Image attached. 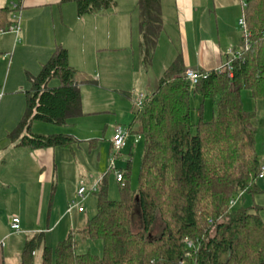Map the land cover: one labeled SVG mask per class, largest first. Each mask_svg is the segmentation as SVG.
<instances>
[{"label":"trees","instance_id":"16d2710c","mask_svg":"<svg viewBox=\"0 0 264 264\" xmlns=\"http://www.w3.org/2000/svg\"><path fill=\"white\" fill-rule=\"evenodd\" d=\"M62 1L73 2L78 16L115 7L113 0ZM245 2L242 16L249 35L242 36L231 77L211 70L191 87L178 57L134 112L128 130L144 141L138 187L129 186L128 164L118 183L120 199L110 200L104 175L94 194L95 213L81 231L82 239L102 243V254L80 253L73 232L53 248L37 234L26 242L19 264H35L36 251L39 264H264V222L259 208L245 207L243 201L245 194L258 190L261 155L255 114L243 108L241 99L243 90L254 101L264 99V0ZM18 9H0V29L16 24ZM136 10L140 58L148 68L163 29L160 0H136ZM75 75L67 51L55 46L39 73L27 76L31 86L25 92V112L8 137L25 132L20 143L31 149L73 144L69 135H35L30 126L33 121L62 126L82 115ZM195 94L211 101L210 120L202 118V105L192 120ZM240 193L237 204L242 205L229 208ZM135 213L137 231L132 228ZM186 237L194 246L189 258Z\"/></svg>","mask_w":264,"mask_h":264},{"label":"crops","instance_id":"0c3cea01","mask_svg":"<svg viewBox=\"0 0 264 264\" xmlns=\"http://www.w3.org/2000/svg\"><path fill=\"white\" fill-rule=\"evenodd\" d=\"M113 1L115 7L102 13L78 16L73 2L20 0L18 3L17 0H12L11 3L10 0H0V9L9 5L16 9L17 5L19 9L13 16L15 18L17 14L22 13L23 26L21 28L18 22L17 32L11 30L16 24L5 30L0 29L4 31L0 34V83L2 67L6 66L8 58V65H11L9 69L19 60L23 65L26 64L25 68L30 70L32 76H36L42 64L50 58L55 46L59 44L67 51L69 65L76 71L74 81L80 91L82 115L74 119H79L99 112H109L117 104L115 100L122 96L120 92L124 90H132L123 97L135 107L140 96H146L140 92L141 87L145 91L155 84L157 87L159 78L178 57L184 70L206 72L226 63L228 50L240 46L242 31L237 22L243 15L245 0H160L163 29L152 62L146 68L140 58L136 0ZM134 11L136 15L133 18ZM131 25L137 34L133 35L136 48H131L130 56L133 60L136 54H139V59L134 64H131V60L126 64L130 71L129 82H121V87L125 89L120 91L117 86L120 75H113L109 71L113 62L107 59L114 55L112 51L121 50L119 47L116 49V44L131 45ZM130 56L128 55L129 58ZM100 60L107 74L100 73ZM9 75L5 81L6 91L14 94L19 89L13 81L9 82ZM52 83L51 85L55 86ZM1 97L0 95V126H8L3 131L5 137L0 136V264H19L20 255L29 239L42 234L44 244L53 248L74 231V226L81 224V215L86 213L84 203L95 195L90 194L86 198L83 212L76 209L67 212V207L76 200V191L81 182L87 188L95 183H98L99 187L101 181H98L104 175L97 180L92 176L90 179L87 177V181L80 177L83 165L74 148H78L82 142H87L90 150L91 145L95 146L94 143L97 142L79 139L72 132L56 133L58 130L50 128L46 131L38 129L33 133L31 126L38 122L33 121L30 126L32 134H64L74 139L70 146L39 149L21 145L25 132L14 139L8 137V133L18 126L25 111L22 105L13 103L12 97L7 94ZM133 117L134 112L128 120L129 123L126 121L123 126L111 127L108 159L115 127H127L128 130ZM104 129L106 130V126ZM137 136L139 135L129 132L116 164L123 159L126 160L127 166H130L133 149L141 139L135 142ZM259 151L262 157L264 143ZM89 156L90 151L88 159L84 162L86 165L91 161ZM106 164L108 166V160ZM259 181L261 180H258L257 185ZM8 198L15 200L13 211L12 208H5L10 203ZM13 217H17L20 222L18 233H12L9 229V221ZM86 221L83 222V228ZM39 254L40 252L36 251L34 256Z\"/></svg>","mask_w":264,"mask_h":264},{"label":"rangeland","instance_id":"374dc122","mask_svg":"<svg viewBox=\"0 0 264 264\" xmlns=\"http://www.w3.org/2000/svg\"><path fill=\"white\" fill-rule=\"evenodd\" d=\"M73 4V3H72ZM75 6V5H74ZM15 17L16 23L19 22V26L23 28L22 26V13L20 15ZM136 12L134 11V14H132L133 18L135 17ZM238 23V22H237ZM135 26V23H134ZM136 27V26H135ZM239 28V27H238ZM242 31V30H241ZM130 33L131 35L135 36V30L134 27L131 25L130 27ZM64 34V32H63ZM133 36V40L131 42V45L120 43L116 44V49L118 47L121 50H115L112 51L114 55H111L112 57H109L107 60H111L110 62H113V66H109V71L114 74L120 75V81L117 86H119L121 89L120 91H123L125 88H122L120 84L121 82H124V84L129 82V74L130 71H128V66L126 67V64L130 62L131 56L130 51L131 48L135 50V39ZM243 36V32H242ZM59 45V44H58ZM57 46V45H56ZM125 52V53H123ZM130 56V58L128 57ZM131 60V64L136 63L139 59V54H136ZM103 58V57H102ZM9 58L7 60L6 66L2 67L3 73L0 83V95L5 97L7 96L12 97V102L16 104L22 105L23 110L25 111V91L30 88V82L28 80V75L32 76L33 74L30 73V70L28 68H25V63L19 62V60L15 63L14 67L12 69L11 65H8ZM48 61V60H47ZM46 61V62H47ZM25 62V61H24ZM45 62V63H46ZM44 64V63H43ZM42 64V65H43ZM110 65V64H109ZM100 73L104 74L106 71L103 67V62L100 60L99 64ZM27 70V71H24ZM29 71V72H28ZM151 73V72H150ZM9 75V82H14L15 85H17L18 89L17 92L14 94H9L6 91L5 81L7 80V76ZM107 74V73H106ZM54 85L57 84V81H52ZM129 86V85H128ZM156 89L155 86L150 87V89H147L145 91L143 87H141L140 92H142L145 95H149L153 93ZM132 92V90H124V92H120L122 96L119 100H115L117 104L113 107L112 110L109 112H99L98 114H91L84 116L79 119H69L65 125L63 126H57V125H50L43 122H34L31 126V131L35 133L34 131H38V129H42L43 131H46L47 129L53 128L58 130L56 133H74L77 138L79 139H89L91 142H97L94 143L95 146L91 145V149L89 150V146L87 142H82L81 145L75 147L76 154L78 155V159H80L81 164L83 165L82 171L80 172V177L85 178L87 181L88 178L90 179V176L94 178V180H97L100 176L107 175L106 176V183H107V196L110 200L117 201L120 199L119 194V185L115 180V174L113 172L108 171L107 166V160H108V141L111 138V127L113 128L116 125L123 126V122L128 121L132 117V113L135 112L137 109L132 104L128 102L125 96L126 93ZM84 96V93H83ZM1 97V98H2ZM85 99V96H84ZM241 99H242V106L243 108L248 111L255 114V124L257 128L256 133V144L257 148L260 149V146L264 143V99L254 101L250 93L247 90H243L241 93ZM1 101V99H0ZM190 105L192 108L191 111V117L192 120L195 122L198 118V109L200 105H202V118L204 120H210L212 117L211 112V101L209 99H202L199 95L195 94L192 95L190 100ZM0 121H1V112H0ZM129 123V121L127 122ZM126 125V124H125ZM8 126V125H7ZM6 125L2 124L0 126V136L5 134L3 131H5ZM106 126V130L104 129ZM11 127V126H9ZM15 129V128H14ZM13 129V130H14ZM124 129H127V127H124ZM13 130H11L9 133H11ZM105 130V132H104ZM8 133V134H9ZM39 135H49L48 133L39 134ZM144 149V141L141 138L139 141V144H137L133 149V156L131 157L130 166H129V186L131 189L135 190L138 187V174H139V168H140V159L141 155L143 153ZM91 152V156H89V159L91 158V161H89L88 165L84 164L85 160L88 159V152ZM93 162V165H92ZM127 166L126 160H119L117 162L116 167L117 169L125 170ZM88 177V178H87ZM10 203L6 205V210H10L13 207H15V200L7 199ZM243 201L245 202V207H252L257 206L259 208V215L264 222V180L259 181L258 183V190L256 193L251 194L247 193L243 197ZM97 204V198L96 196H92L89 198L87 202L84 203V206L86 208V213H84L82 216V220L80 219L81 224L78 226H74L73 233L75 236V239L78 242V251L80 253L84 252H90L94 255L100 256L102 254V243L100 241H88L82 239V229H83V222L86 221V219L90 218L95 213V208ZM242 205V202L236 205V208ZM15 208H12V211ZM133 230L137 231L140 228V222L139 217L137 213H135L133 219ZM35 264H39V255L35 257Z\"/></svg>","mask_w":264,"mask_h":264},{"label":"built area","instance_id":"2783aa9c","mask_svg":"<svg viewBox=\"0 0 264 264\" xmlns=\"http://www.w3.org/2000/svg\"><path fill=\"white\" fill-rule=\"evenodd\" d=\"M245 7V4H244ZM238 27L240 30L243 32V36L247 38L248 31L246 29V24L244 17L242 16L239 21H238ZM12 31L17 32L18 31V26L17 23L14 27L11 28ZM4 33V31H0V34ZM241 49H229L227 52L228 59L226 63H224L222 66L219 68L213 70L217 73H227L229 77L232 76V65L231 62L234 58L238 57L240 55ZM209 75V71L206 72H197L191 69H185L183 71L182 77L183 79L191 86L194 87L199 80L205 79ZM143 99L144 96H140V98L136 101L135 107L136 109H140L143 106ZM129 135V130L124 129L120 126L115 127L114 133L111 139V150L109 154V159H108V171L113 172L115 174V180L117 183L122 184L123 183V170L122 169H117L116 167V160L119 156L120 150L124 147L126 138ZM141 137L137 136L135 139V142H137ZM258 179L263 180L264 179V155L261 157V163H260V171L258 174ZM102 180L99 179L98 182ZM98 183H95L94 185L90 186L89 188L86 187V185L81 182L79 184V187L76 191V200L72 201L68 207H67V212H71L72 210L76 209L78 212H83L84 211V206L83 203L86 200V198L90 194H95L98 191ZM242 193L238 194L235 198H233L230 201L229 208H233L239 201L240 196ZM19 219L17 217L11 218L9 221V229L12 233H18L20 232V225H19ZM209 223H211V220H209ZM183 244L185 245L186 252H185V257L189 258L190 257V252L194 248L192 242L190 241L189 238H184L183 239ZM183 263V262H181Z\"/></svg>","mask_w":264,"mask_h":264}]
</instances>
